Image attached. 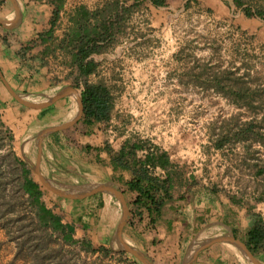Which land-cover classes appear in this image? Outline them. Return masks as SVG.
Here are the masks:
<instances>
[{"label":"rangeland","instance_id":"obj_1","mask_svg":"<svg viewBox=\"0 0 264 264\" xmlns=\"http://www.w3.org/2000/svg\"><path fill=\"white\" fill-rule=\"evenodd\" d=\"M241 1L242 7L231 0H191L188 5L187 0H169L165 7L142 4L129 19L117 45L95 55L100 64L98 73L89 77L91 81L103 80L112 87V117L108 123L100 125L108 130L106 134L111 145L117 147L126 138H141L166 150L173 155L179 172L193 173L195 176L192 197L203 196L207 204H211V198L206 195L210 187L220 191L222 196L232 186L245 190L250 196L264 190V175H256L254 166L264 163L262 143L251 142L248 151L245 150L247 142L233 139L222 148L214 147V140L222 132L235 130L246 121L255 119L264 130V121L260 120L264 114V19L247 17L243 13L245 7L264 10V0ZM247 88L257 90L258 99L253 101L252 107L243 105L242 100L236 101L231 95ZM76 90L80 92V89ZM55 92L50 90L42 96L23 97L31 101H47ZM76 99L77 94L74 97L70 95L61 108L57 102L41 110L27 108L32 117L35 116L33 144L25 152L16 147L18 142H25V135L20 138L22 141L13 139L12 143L16 153L23 159L27 158L30 168L37 153L36 133L56 121L70 119L69 114L75 107ZM70 136L72 140L67 138V141L76 150L72 149V154H68L77 156L81 162L79 166L91 162L104 165L88 153L84 143L78 141V136L83 135L72 130ZM90 139L94 140V137ZM65 166L59 165L60 170L47 169L44 174L63 190H75L101 182L110 183L113 187L118 185L120 191L124 190L130 212L132 196L124 183L109 178L101 169L86 172L71 164ZM32 176L40 183L33 170ZM40 185L46 203L51 202V198L66 199ZM79 198L81 201L78 202H85L76 210L79 219L82 216L84 219L93 217L94 224L89 234L94 240L93 245L119 251L112 239L121 215L118 200L103 192H93ZM107 201L109 214L112 212L115 217L110 226L105 220L102 221L106 219L104 210ZM140 219L138 215L131 216L129 213L123 227V239L145 254H153L156 264H181L194 249L218 235L219 230L230 233L228 228L207 221L210 224L204 228L195 226L181 238L180 256L173 261L163 252L164 247H160L158 241L151 243V239H146L147 246L141 242L145 239L143 234L151 226L146 218L144 222ZM81 224L86 225L85 221ZM237 235L238 240L243 242L241 228ZM228 246L233 245H212L205 253H200V264H207L206 261L208 264H250L248 260L245 263ZM13 253L14 245L6 238L0 239V264H7ZM210 255H217L216 263L213 259H205ZM254 257L264 264V256ZM67 258H70L69 255ZM134 260L126 252L120 256L114 252L98 251L94 255L79 254L75 263L135 264ZM188 264H194V259Z\"/></svg>","mask_w":264,"mask_h":264},{"label":"trees","instance_id":"obj_2","mask_svg":"<svg viewBox=\"0 0 264 264\" xmlns=\"http://www.w3.org/2000/svg\"><path fill=\"white\" fill-rule=\"evenodd\" d=\"M63 1L48 0L53 7L50 27L45 33L39 34L41 41L51 37ZM168 1L104 0L94 8L78 5L69 13L70 25L60 39L58 48L69 56L68 64L72 69L69 77L72 85L80 89L82 102L80 118L63 130L69 140H72V130L81 135H89L111 119L114 101L112 87L103 80H89L90 75L98 72L100 65L95 55L107 52L117 45L119 37L127 29L129 19L139 6L149 3L154 7H165ZM190 1L187 0L186 4ZM231 1L242 7L241 0ZM3 2L4 0H0V5ZM243 13L247 17L264 19V10L261 9L245 7ZM45 53L46 50L43 54ZM231 95L236 101L242 100L243 105L248 107H252L253 101L258 99L256 89L237 90ZM254 120L242 123L235 130L227 129L222 132L214 140V147L222 148L232 139L247 142L246 151L253 141L264 145V130ZM260 120L264 121V114ZM13 139V132L3 122L0 112V230L6 241L14 245L13 257L7 264L17 261L22 264H76L75 259L79 254L94 255L98 251L124 255L125 252H115L104 246L96 248L85 237H74V226L63 222L61 215L47 206L40 183L33 178L26 160L14 150ZM85 148L89 150L87 144ZM93 149L107 153L108 163L114 172L130 173V178L124 182L126 190L135 193L130 202V215L140 217L141 210L145 209L149 223L154 222L164 202L171 197L169 190L173 181L179 180L181 176L168 152L141 138H126L117 150H113L109 143ZM254 166L256 175H264V163H256ZM157 168L165 171L162 178L156 174ZM247 223L244 244L253 256H264L263 217L260 213L249 210ZM224 232L229 233L227 230ZM68 255L70 258H67ZM134 261L135 264H140L137 260ZM81 264L86 263L83 261Z\"/></svg>","mask_w":264,"mask_h":264},{"label":"crops","instance_id":"obj_3","mask_svg":"<svg viewBox=\"0 0 264 264\" xmlns=\"http://www.w3.org/2000/svg\"><path fill=\"white\" fill-rule=\"evenodd\" d=\"M17 1L21 11L19 23L13 28H5L0 24V72L5 81L3 82L0 78V112L3 122L12 130L15 140H19L25 135V142H18L16 145V147L19 146L21 148L22 152H25L33 144L32 126H34L33 119L35 116L32 117L31 113L27 111L29 107L18 102L11 91L22 97L26 95L42 96L50 90L57 92L63 87L73 86L72 80L69 77V73L72 70L68 64L70 61L69 56L58 48V43L70 25L69 13L76 6L82 4L88 8H94L100 5L104 0H64L51 37L44 41H41L38 36L49 29L53 7L48 0ZM13 15L14 9L10 0H4L0 5V18L12 20ZM45 50L46 53L43 54ZM70 95L63 96L53 103L57 102V105L61 108L63 105L62 103H65ZM46 107L40 108V110ZM67 120L69 119L61 120V122L56 121L47 127L54 126ZM65 128L43 135L41 138L42 158L40 169L43 173L47 172V169L52 171L53 168H57L60 170L59 165L66 167L65 165L71 164L86 172H95L97 169L104 170L106 176L108 175L109 178H115L114 180L117 182L121 181L124 183L130 178V173L128 171H113L111 165L108 163L109 158L106 152L93 149L94 147L109 143L113 150H117L125 139L115 147L111 145V140L108 139V135L106 134L108 130L101 127L97 128L89 136H78L79 142L89 146L88 153L90 155L93 154V157L101 160L104 164L100 166V164L96 162H91L89 165L82 164V166H79L81 162L77 156L70 155L72 154L71 150L73 149L75 151L76 148H73L70 142L67 141V136L63 132ZM39 133H36V144L39 139ZM92 137H94V140L90 139ZM92 141H95V143ZM169 158L171 162L176 164L173 161V155L169 154ZM237 166L240 169V166ZM156 171V174L160 175L161 178L165 175L163 169L157 168ZM179 174H181L179 180L176 179L173 181L169 190L171 197L164 202L160 214L155 218V221L149 223L148 214L145 209L141 210L142 213L140 216L142 222H144L146 218L151 226V229H148L147 233L143 234L145 239L141 240V242L147 246V242H145L146 239H151V243L154 240L158 241V245L164 247L163 252L168 257L172 258L173 261L177 260L180 256V249L182 248L183 241L181 238H183L184 235H188L190 230L195 226L199 225L204 228L211 223L216 226L228 228L230 234H233L238 239L237 234L240 228L243 230L245 238V231L248 225L247 212L249 210L260 213L264 219V190L256 194H251L250 196L246 194L245 190L232 186L231 190H227L225 193L223 192L222 196L220 191L214 189V187H210L207 188L208 192L206 195L211 198V204H207L203 196L192 197L193 183H195V176L192 175L193 173L183 174L180 172ZM131 196L132 200L135 193L131 192ZM78 199L80 198H66L63 200L51 198V202L46 204L48 207H51L55 213L61 215L63 222L74 226L75 238L80 239L85 237L94 244L92 236L89 235L92 225L94 224L93 217H85L84 219L82 216L79 219L76 210L85 202H78L81 201ZM64 200L66 202H64ZM107 205H109L108 201L105 202V206ZM208 217L209 221H207ZM104 220L103 218L102 221L104 222ZM114 220L115 217L112 221H105L106 224L108 222L107 225L110 226L113 224ZM83 221H85L87 226L81 224ZM206 221L210 223H206ZM102 228H104V225ZM184 231H186L187 234H184ZM0 239H5L1 230ZM186 241H188V238ZM216 243L198 251L197 257L196 255L193 256L194 264H200V253H205L206 250ZM147 256L152 264H156L153 254H148ZM216 256L217 255L206 256L205 259H213L215 262ZM195 261H199V263ZM206 262L207 264L209 263L208 261Z\"/></svg>","mask_w":264,"mask_h":264},{"label":"water","instance_id":"obj_4","mask_svg":"<svg viewBox=\"0 0 264 264\" xmlns=\"http://www.w3.org/2000/svg\"><path fill=\"white\" fill-rule=\"evenodd\" d=\"M13 9H14V15L12 20H5L3 18H0V24L4 26L5 28H13L16 26L21 18V11L19 8V3L17 0H10ZM0 78L2 79L3 82L4 79L2 77V74L0 72ZM11 91V90H10ZM15 99L20 102L21 104L32 108V109H40L43 107H46L56 101L57 99L70 95V94H77V102H78V111L77 113L70 118L69 120L56 124L54 126H50L45 128L39 133V139L37 142V154L35 157L34 162H32L31 169L35 174L38 176V179L41 184H43L47 189L51 190L53 193H55L58 196L64 197V198H79L82 196H85L86 194L93 193V192H103L107 193L110 196L116 198L121 205V215L118 220V223L113 231V236L112 239L114 242L117 244V249L119 251H123L126 253H129L131 256H133L137 261H139L141 264H152L151 260L148 258V256L142 252L141 250L137 249L133 245L127 243L123 239V227L125 225V222L128 218L129 215V207L127 204V201L122 193V191L119 190L118 187H113L110 183L107 182H101V183H95V184H89L86 185L82 188L75 189V190H63L59 188L57 185H55L40 169V162L42 158V144H41V138L43 135H46L48 133L54 132L56 130L63 129L65 127H68L72 125L75 121H77L81 114H82V102L80 98V92H77L76 88L73 86H66L61 88L59 91H57L55 94H53L47 101H31L28 100L18 94H15L13 91H11ZM26 160V158H24ZM105 187V188H102ZM228 243L242 251L248 260L250 264H260L256 258L253 256V254L249 251V249L246 247L244 242L238 240L233 234H229V236H223V235H216L210 240H208L205 244H203L201 247L194 249L193 253L186 259L184 260L181 264H188L195 253L200 251L201 249L206 248L207 246L213 244V243Z\"/></svg>","mask_w":264,"mask_h":264},{"label":"bare ground","instance_id":"obj_5","mask_svg":"<svg viewBox=\"0 0 264 264\" xmlns=\"http://www.w3.org/2000/svg\"><path fill=\"white\" fill-rule=\"evenodd\" d=\"M52 92H53V90H52ZM76 94H72V96L74 97ZM77 98H78V96H77ZM77 111H78V102H77V99H76V102H75V107H74V109L70 112V118H72L76 113H77ZM81 175V174H80ZM86 176V175H85ZM82 177V176H81ZM88 177V176H87ZM90 177V176H89ZM88 180V179H87ZM99 181V180H98ZM100 182V181H99ZM61 187V186H60ZM59 187V188H60ZM102 188H105V187H102ZM107 194V193H106ZM105 196V195H104ZM108 206V205H107ZM106 206V208H105V210H104V212H105V214H106V219L105 220H107L108 222L109 221H112V218H113V214H109V208ZM108 222H107V224H108ZM229 232V231H228ZM229 234L230 233H225L224 231H221V230H219V234L218 235H223V236H229ZM127 243H129V244H131L130 242H128V241H126ZM132 245V244H131ZM228 247H232L238 254H239V256H241V258L245 261V263L247 262V258H246V255L242 252V251H240L239 249H236V248H234L233 246H228ZM235 254V253H234Z\"/></svg>","mask_w":264,"mask_h":264}]
</instances>
